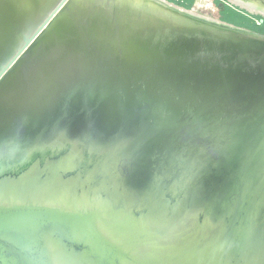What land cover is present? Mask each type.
Here are the masks:
<instances>
[{"label":"water","instance_id":"obj_1","mask_svg":"<svg viewBox=\"0 0 264 264\" xmlns=\"http://www.w3.org/2000/svg\"><path fill=\"white\" fill-rule=\"evenodd\" d=\"M0 264H264V34L0 0Z\"/></svg>","mask_w":264,"mask_h":264},{"label":"trees","instance_id":"obj_2","mask_svg":"<svg viewBox=\"0 0 264 264\" xmlns=\"http://www.w3.org/2000/svg\"><path fill=\"white\" fill-rule=\"evenodd\" d=\"M169 1H172L186 8L201 12L203 14L211 15L213 17L230 22L237 26L245 27L258 33L264 34V19L261 23L258 24V20L262 19L261 16L255 17V21L257 22L253 23L250 21V18L248 16L236 10L235 8H232L231 6L225 5V7L220 10V8L218 7L219 0H200L198 6L194 4V0Z\"/></svg>","mask_w":264,"mask_h":264},{"label":"bare ground","instance_id":"obj_3","mask_svg":"<svg viewBox=\"0 0 264 264\" xmlns=\"http://www.w3.org/2000/svg\"><path fill=\"white\" fill-rule=\"evenodd\" d=\"M230 4L240 7V9L246 10L247 12L251 14H258L264 17V0H227ZM28 50V49H27ZM26 50V51H27ZM25 51V52H26ZM95 200H98V197H95ZM95 203V202H94ZM95 208L99 211V215L101 214L103 220L105 221V218L107 215L106 209L107 205H103L100 201H96ZM169 212L168 208L161 207V212ZM108 218V217H107ZM101 222V221H100ZM107 235H109L112 238H116V234H113L108 230ZM120 236V235H119ZM119 242L121 240V236L119 238H116ZM141 251V249H139Z\"/></svg>","mask_w":264,"mask_h":264},{"label":"rangeland","instance_id":"obj_4","mask_svg":"<svg viewBox=\"0 0 264 264\" xmlns=\"http://www.w3.org/2000/svg\"><path fill=\"white\" fill-rule=\"evenodd\" d=\"M194 1H195L194 4H195L196 6H198L200 0H194ZM225 5L231 6L232 8H235L236 10H238V11H240L241 13L245 14L246 16H248V17L250 18V21L253 22V23L257 22V21H255V20H256L255 17H257V16H261V15H258V14H251V13H249V12L243 10V9H239L238 7H236V6L232 5V4H230L227 0H219L218 7L220 8V10H222V9L225 7ZM261 17H262V19H259V20H258V24L261 23L262 20L264 19L263 16H261ZM247 29H248V28H247Z\"/></svg>","mask_w":264,"mask_h":264}]
</instances>
